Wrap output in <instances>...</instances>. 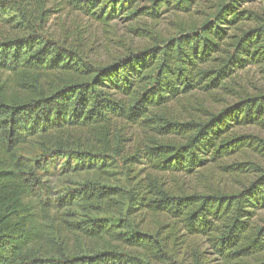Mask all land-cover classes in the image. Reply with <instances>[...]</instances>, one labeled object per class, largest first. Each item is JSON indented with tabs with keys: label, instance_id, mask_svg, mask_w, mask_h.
I'll use <instances>...</instances> for the list:
<instances>
[{
	"label": "trees",
	"instance_id": "1",
	"mask_svg": "<svg viewBox=\"0 0 264 264\" xmlns=\"http://www.w3.org/2000/svg\"><path fill=\"white\" fill-rule=\"evenodd\" d=\"M253 1L0 0V264H264V140L244 131L264 90L236 88L264 70ZM169 15L163 39L137 26ZM117 20L153 42L98 63L82 23Z\"/></svg>",
	"mask_w": 264,
	"mask_h": 264
},
{
	"label": "rangeland",
	"instance_id": "2",
	"mask_svg": "<svg viewBox=\"0 0 264 264\" xmlns=\"http://www.w3.org/2000/svg\"><path fill=\"white\" fill-rule=\"evenodd\" d=\"M243 7L264 13V0H254L251 3L243 4ZM67 25L71 24V17L65 18ZM186 20V17L169 15L166 18H161L159 21L152 22L150 19H143L141 24L137 23L139 27H147L153 37L163 39L170 36L177 28L176 23ZM84 23V24H83ZM82 26L85 29V40L88 45L93 46L95 50V60L101 64L111 63L113 60L124 56L129 51H135L147 43L153 42L150 39L146 40L137 37V34L131 31L134 23L126 22L125 20H117L108 23L107 25L83 22ZM83 26V27H84ZM236 88L239 91L246 93H253L257 90H264V70L257 66H250L242 71H239L236 76ZM233 99L228 98V102ZM245 132L258 136L264 140V131L255 129H246ZM142 131L137 129H131L127 137H129L130 144L128 148L133 149L137 136H141ZM244 158L255 160V157L249 152L245 154ZM234 160H239L235 157ZM212 185L218 186L225 190H236L240 187L233 177L224 174L219 175L218 170L212 171ZM163 179L168 182L169 185H180L186 191L191 189L203 190L204 185L198 175L188 176L184 174H163ZM264 221V211L257 214L256 222L262 224ZM200 251H207V246L201 245L198 247ZM189 253L191 250L188 251ZM211 253V254H210ZM211 264H222L219 260H216L211 251H208L206 255ZM214 260V261H213ZM184 264L189 263L183 261Z\"/></svg>",
	"mask_w": 264,
	"mask_h": 264
}]
</instances>
